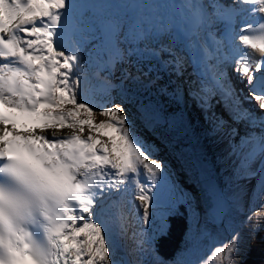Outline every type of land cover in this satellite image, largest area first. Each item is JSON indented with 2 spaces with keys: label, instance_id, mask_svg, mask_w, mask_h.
<instances>
[{
  "label": "snow or ice",
  "instance_id": "1",
  "mask_svg": "<svg viewBox=\"0 0 264 264\" xmlns=\"http://www.w3.org/2000/svg\"><path fill=\"white\" fill-rule=\"evenodd\" d=\"M152 7L144 0H0V173L12 182L0 184V264H118L105 202L141 166L151 181L136 196L145 233L168 207L161 230L140 242L145 264H243L244 236L225 223L215 173L231 165L229 179L237 186L255 180L252 198L264 201V0L193 5L175 35L173 21ZM250 17L259 18L261 35L249 34L256 27ZM237 41L250 51L241 53ZM85 64L98 79L103 74V106L82 94ZM161 73L173 78L163 82ZM192 107L202 118L195 123ZM157 141L202 189L207 209L170 162L153 158ZM244 195L246 187L236 199ZM181 206L186 243L166 256L159 241ZM254 215L246 217L251 237L264 228ZM38 216L47 246L31 227ZM209 224L230 238L200 258Z\"/></svg>",
  "mask_w": 264,
  "mask_h": 264
},
{
  "label": "bare ground",
  "instance_id": "2",
  "mask_svg": "<svg viewBox=\"0 0 264 264\" xmlns=\"http://www.w3.org/2000/svg\"><path fill=\"white\" fill-rule=\"evenodd\" d=\"M194 0H164L163 2L156 0H144V2L151 4L152 11L157 14L159 18H161L164 22H167L169 20L173 21L174 27L172 29L171 35H175L179 32L180 28L183 27L189 19H191L194 8L192 7L195 5L193 3ZM77 3L80 2V0H76ZM251 22L256 25V27L253 29V31L249 34L253 36H259L261 35L259 31L258 26V17H250L249 18ZM242 23V21H241ZM221 29H224L227 27L224 23L220 24ZM210 43V41H209ZM236 49H238L241 53H245L246 50L244 49L239 42L237 41L236 45L234 46ZM66 49L70 50L69 46H66ZM230 51V50H229ZM231 53V51H230ZM234 54V53H232ZM254 56H258V53H254ZM95 68L91 65L85 64L82 69L78 71V74L81 76L83 84H82V94L86 95L88 99L93 103L96 104L97 107L103 106L104 102L106 101V96L101 88L102 83V76L98 79L95 76ZM164 75L165 79L163 82H167V80L173 78L172 76L168 75L167 73H161ZM153 92L155 89L152 90ZM176 107H179L178 105ZM194 107H192L193 109ZM194 113H192V110L189 112V117L195 123L197 118L195 117ZM198 116V115H197ZM193 118H196L194 120ZM102 119V118H100ZM146 131V130H145ZM156 144L158 147H154V153L152 154L153 158L157 159L158 157H166L167 159L171 160L174 164V166L178 170V176L180 181L184 184L186 188H188L190 191L195 190L198 202L200 204V207L204 209L201 195L198 192V184L194 183L193 180L186 175L182 170H180L179 165L176 163L174 156L172 153L169 152L167 148H163L162 145H159V142L157 141ZM162 148L163 150H159ZM212 151L218 152V149H212ZM210 160H211V152H210ZM224 170L220 171L219 168H217L216 173L220 175V180L222 183L223 190L227 194V197H229L232 201L233 205V211L228 215L226 222H231V226L233 230H239L243 234L246 233L248 230V222L246 220V217L249 216V213H252L253 210H255V215L253 216V219H259V217L264 215V201L260 200L259 198L253 199L252 198V192L253 188L255 186L256 181L253 180L251 183H248L245 185L244 181L240 182V185L237 186L236 184L229 185V172L231 165L223 166ZM128 182L125 185H122L123 191L114 193L112 195V198L105 202V215L103 219L105 222L109 223L112 227V239L115 244L114 248V259L118 261V264H130L129 257V249L133 247L136 249V246L133 244H130L126 241V237L123 231H121V226L123 222V215L121 212V209L124 206V210L128 211V206L131 208V211L134 213L133 215V221L134 217L138 218L137 222L139 224V227L142 231L138 232L137 235H135L136 229L133 228L134 231V237H131L135 243H140L141 241H146L150 238L149 236V229H147V232L145 233L143 231V223L141 220L142 216V209L139 205V202L136 200V196L139 194V184H144L148 187H151V181L148 179V173L142 169L137 174H130L128 176ZM246 187V195L243 196L242 199H236V197L239 195L241 188ZM127 202V203H125ZM259 212H261L259 214ZM153 222L151 221V225ZM152 237V236H151ZM230 238V232L224 230L223 227H216L212 224L208 225L207 229V236L204 238V244H203V257H206L210 254L212 247L214 244H218L223 239ZM129 240V239H128ZM139 260L141 263L138 262V264H145L146 262V254L140 251V257Z\"/></svg>",
  "mask_w": 264,
  "mask_h": 264
},
{
  "label": "rangeland",
  "instance_id": "3",
  "mask_svg": "<svg viewBox=\"0 0 264 264\" xmlns=\"http://www.w3.org/2000/svg\"><path fill=\"white\" fill-rule=\"evenodd\" d=\"M192 110V113H194V115H195V117L197 118V120H201L202 118H201V116H200V114H199V112H198V110H196L195 108H193V109H191ZM193 115V116H194ZM198 115V116H197ZM196 118H193L194 120H196ZM154 148L152 149V154L154 153ZM158 160H161V161H166V162H170V164H171V166H172V168L173 169H176L177 170V168L174 166V164H173V162L171 161V160H169V159H167L166 157H158L157 158ZM231 171H232V167L230 168V172H229V178H230V176H231ZM178 170H177V176H176V178L179 180V182L181 183V184H183L182 183V181H180V179H179V176H178ZM229 185H231V184H234L230 179H229ZM184 185V184H183ZM185 187V186H184ZM128 211H130L131 213H127V217H126V221H127V224L129 225V227H134V229H136L137 231H135V235H137V233L138 232H140V231H142L141 229H140V227H139V224H138V222H137V220H138V218H136V217H134V221H133V215H134V213L131 211V208H130V210H129V206H128ZM167 213H168V207L166 206V205H162L161 207H160V209H159V211H158V217L157 216H153V217H151V219H153V221H154V223H155V227H152V228H154L153 229V232H152V230H151V226H150V229H149V231H148V233L150 234L151 233V236H154L158 231H160L161 230V227H162V219H163V217L164 216H166L167 215ZM261 212H259V214H260ZM170 216H168L167 217V219L169 218ZM259 219H264V215L262 216H260L259 217ZM152 221V220H151ZM133 231V230H132ZM264 232V228H261V229H259V230H257L255 233H254V235L251 237L250 235H249V229L246 231V233L245 234H243V236H244V247H243V260H244V258H245V255L248 253V251H249V249H250V247L252 248V246H253V243H255V238H256V235L259 233V232ZM124 234H125V237H126V241L128 242V243H130V244H133V246L135 245L136 246V249H134L133 247H131L130 249H129V254H130V256L131 257H129V259H130V264H138V262L139 263H141L140 262V260H139V257H140V243H135V241H133L132 239H131V230L129 229L128 230V228H124ZM134 237V236H133ZM136 237V236H135ZM135 237H134V239H135ZM129 239V240H128ZM140 242H141V240H140ZM203 244H204V239L202 240V242L200 243V244H198L197 245V255L200 257V258H203Z\"/></svg>",
  "mask_w": 264,
  "mask_h": 264
},
{
  "label": "trees",
  "instance_id": "4",
  "mask_svg": "<svg viewBox=\"0 0 264 264\" xmlns=\"http://www.w3.org/2000/svg\"><path fill=\"white\" fill-rule=\"evenodd\" d=\"M188 213L184 207L180 208V212L175 217L170 218V229L168 235L159 241V247L162 254L166 256L172 253L178 247L185 246L184 232L186 230V220ZM243 264H264V232H259L256 235L255 243L250 247L245 255Z\"/></svg>",
  "mask_w": 264,
  "mask_h": 264
},
{
  "label": "water",
  "instance_id": "5",
  "mask_svg": "<svg viewBox=\"0 0 264 264\" xmlns=\"http://www.w3.org/2000/svg\"><path fill=\"white\" fill-rule=\"evenodd\" d=\"M216 175V179H217V183L219 184L220 188L222 189V194H223V197L227 203V217L228 215L233 211V205H232V201L229 197H227V194L225 193V191L223 190V187H222V183H221V180H220V175H218L217 173H215ZM198 192L199 194L201 195V199H202V203H203V206H204V209H207L208 208V202L205 200L204 198V194H203V191L202 189H200V187L198 186ZM226 222V221H225ZM215 226V225H214Z\"/></svg>",
  "mask_w": 264,
  "mask_h": 264
}]
</instances>
